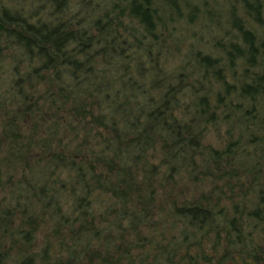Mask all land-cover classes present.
<instances>
[{"label": "trees", "instance_id": "16d2710c", "mask_svg": "<svg viewBox=\"0 0 264 264\" xmlns=\"http://www.w3.org/2000/svg\"><path fill=\"white\" fill-rule=\"evenodd\" d=\"M0 264H264V0H0Z\"/></svg>", "mask_w": 264, "mask_h": 264}]
</instances>
